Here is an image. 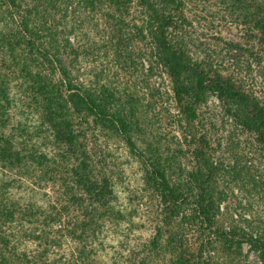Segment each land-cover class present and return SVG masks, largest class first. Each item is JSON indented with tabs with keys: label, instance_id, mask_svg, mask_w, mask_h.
<instances>
[{
	"label": "trees",
	"instance_id": "trees-1",
	"mask_svg": "<svg viewBox=\"0 0 264 264\" xmlns=\"http://www.w3.org/2000/svg\"><path fill=\"white\" fill-rule=\"evenodd\" d=\"M217 1L245 29L227 43L229 51L263 62L264 0ZM138 3L148 19L137 29L145 42L140 70L164 69L176 103L173 118L187 129L175 139L173 155L165 157L146 118L145 100L127 83L114 84L102 72L92 82L80 78L81 59L94 45L80 46L75 39L82 15L107 5L123 17L132 1L0 0V21L6 15L8 21L0 27V168L6 171L0 176V264H94L88 256L92 248H70L67 256L60 249L76 225H82V235L97 239L102 226L123 219L111 203L108 179L97 175L88 157L99 134L124 143L139 161L147 160L146 178L159 188L164 226L173 220L166 241L173 247L174 264H240L232 258L241 255L239 239L262 249L264 264V100L239 77L214 68L211 56L192 57L187 42L176 35L187 22L181 0ZM104 33L102 46L110 50L107 39L114 42L113 61L119 64L117 30ZM203 106L218 109L209 119L211 127H228L234 135L215 141L211 133L222 131L198 133ZM28 114L37 122H29ZM29 182L37 188L65 185L74 196L76 185L79 192L92 194L89 225L66 220L65 211L47 215L34 201L11 196L9 185L20 190ZM90 224L95 226L88 235ZM185 226L196 229L195 241H186ZM27 240L34 246L28 247ZM138 262L131 264H149L144 257Z\"/></svg>",
	"mask_w": 264,
	"mask_h": 264
},
{
	"label": "rangeland",
	"instance_id": "rangeland-1",
	"mask_svg": "<svg viewBox=\"0 0 264 264\" xmlns=\"http://www.w3.org/2000/svg\"><path fill=\"white\" fill-rule=\"evenodd\" d=\"M130 1L132 4L125 8L128 13L125 10L123 17H120L115 10L110 12L107 5L101 6L93 13L82 15L84 22L78 38L75 36V39L79 40L80 46H85L87 42L90 44L93 42L94 45L87 57L81 59L80 73L82 75L80 78L92 82L96 73L102 72L114 84L121 83V87L129 85L135 94L145 100L148 107L146 118L150 120V127L157 137L158 151L163 153L164 157L167 154L173 155L175 139L179 138L181 131L187 132V129H183L180 125L177 126L173 118V115L177 114L176 103L171 80L164 69L159 65H152V71L148 73L140 70L137 61L140 59V62H143L142 51L145 49V44H143L145 42L142 41L137 29L145 25L148 19L146 11L139 6L138 0ZM181 2H183L182 10L187 22L180 26L181 31L176 35L187 42L192 57L199 55L200 59H204L206 55L211 56L214 60V68L239 77L240 81L244 82L247 88L249 87V90L264 100V61L257 60L256 62L255 59H248L240 55L239 51H229L227 46L230 41L239 39L245 33V29L237 20L229 16L225 7L217 0H181ZM5 17V20L0 21V27H4V23L8 24L7 15ZM120 20L127 25V28H123ZM78 23L81 24V20L80 22L78 20ZM106 28L117 30V42L120 43L121 51L118 57L119 64L113 61L115 57L112 51L115 48L112 43L114 42L107 39L110 50L102 46L105 40L102 36H105ZM128 32L130 37L127 36ZM235 55L239 56L235 57ZM144 59L145 66H150L148 57ZM212 100L215 101L213 98ZM215 108L208 106L200 108L198 133H208L212 130L209 119L218 110ZM24 118H29L28 121L32 123L38 120L32 115ZM216 130L222 131L218 127L213 128V131ZM99 135L97 145L92 150L96 154L91 155V152L88 157L95 161L97 175L108 179L114 191V195L111 196L114 200L111 203L122 212L123 219L117 223L109 221L102 226L96 231L97 239L82 235V225H76L74 233V230H70V235H65L60 250L67 256L70 248L75 251L82 247H85V250L92 248L94 253H88V256L94 264L139 263L142 257L149 264H174L173 247L168 246V241H166L171 235L170 231H173V220L170 226H164L159 188L152 185L146 178V165L144 164L147 160L139 161L136 155L130 153L125 144L117 139L106 137L104 134ZM211 135L217 141L233 136L234 132L226 127L222 132L211 133ZM137 145H140V141ZM184 162L187 163L185 160ZM2 174H6V171L0 168V176ZM169 182L173 183V174L169 177ZM9 186L10 190L14 187L11 190V196L14 195L23 202L34 201L39 208L47 211V215L51 212L65 211L69 213L66 217L68 221L75 223L86 221V225H89L87 223L91 221L89 220V216L91 217L89 200L92 194L85 191L79 192L80 188L76 185H74L75 192L82 197L74 196L69 189L65 190V185L60 186L59 184L57 186L42 185V188H37L36 186L39 185L34 187L29 182L22 188L19 187L20 190H16L15 185ZM97 215L95 219L100 218ZM94 226L95 224H92L88 228L86 231L88 235L91 234L90 228ZM184 232L188 237L186 241H195L196 229L185 226ZM81 236L84 237L82 240ZM153 240L160 241V246L154 247ZM239 241L241 255L238 258L234 256L232 258L240 259V264H262L260 261L262 249L255 250L246 240L239 239ZM26 245L34 246L30 240H27Z\"/></svg>",
	"mask_w": 264,
	"mask_h": 264
}]
</instances>
